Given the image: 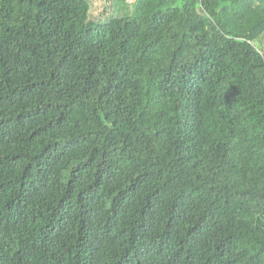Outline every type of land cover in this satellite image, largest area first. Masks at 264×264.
I'll list each match as a JSON object with an SVG mask.
<instances>
[{
  "label": "trees",
  "instance_id": "trees-1",
  "mask_svg": "<svg viewBox=\"0 0 264 264\" xmlns=\"http://www.w3.org/2000/svg\"><path fill=\"white\" fill-rule=\"evenodd\" d=\"M0 0V264H264V0Z\"/></svg>",
  "mask_w": 264,
  "mask_h": 264
},
{
  "label": "rangeland",
  "instance_id": "rangeland-1",
  "mask_svg": "<svg viewBox=\"0 0 264 264\" xmlns=\"http://www.w3.org/2000/svg\"><path fill=\"white\" fill-rule=\"evenodd\" d=\"M133 1V0H129ZM91 17L96 20H103L107 18L111 13V2L108 0H91Z\"/></svg>",
  "mask_w": 264,
  "mask_h": 264
}]
</instances>
